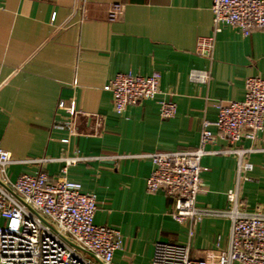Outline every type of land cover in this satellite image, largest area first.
Returning <instances> with one entry per match:
<instances>
[{
	"label": "crops",
	"instance_id": "1",
	"mask_svg": "<svg viewBox=\"0 0 264 264\" xmlns=\"http://www.w3.org/2000/svg\"><path fill=\"white\" fill-rule=\"evenodd\" d=\"M112 3L123 12L110 22ZM212 34L211 0H3L0 9V148L15 162L6 167L11 178L39 170L51 177L79 181L94 193L98 207L94 223L118 228L123 237L114 264H150L158 241L186 243L187 224L172 217L174 199L162 190H146L152 151L194 149L202 122L215 134L203 158L199 206L225 208L226 192L235 182L237 158L224 150L229 143L213 125L216 103L240 100L244 80L264 78V30L244 36L223 25L215 34L211 58L196 53V41ZM191 69L207 70L209 81L189 79ZM149 75L159 72L160 92L154 99L113 109L104 86L119 72ZM160 99L176 103L171 118L159 114ZM72 106L77 135L68 143L55 125ZM96 115L100 117L97 122ZM264 148L242 139L236 147ZM81 157L67 166L65 158ZM37 159L40 162H30ZM250 180L242 185L246 209L264 207V151L248 155ZM230 221L208 217L194 226L190 256L216 261L227 249Z\"/></svg>",
	"mask_w": 264,
	"mask_h": 264
},
{
	"label": "built area",
	"instance_id": "2",
	"mask_svg": "<svg viewBox=\"0 0 264 264\" xmlns=\"http://www.w3.org/2000/svg\"><path fill=\"white\" fill-rule=\"evenodd\" d=\"M122 12V3H112L108 21H115ZM211 12L212 34L196 41V53L200 56L211 58L215 34L223 25L234 27L244 36L256 29L264 30V0H211ZM188 76L201 84L210 78L209 72L202 69H191ZM159 82L157 71L149 75L119 72L104 89L111 92L113 109L119 114L127 105L154 99L160 92ZM157 103L162 118L175 115L174 101L160 99ZM58 107L68 116L55 127L65 132L61 141L68 143L71 136L79 133L78 118L84 113L62 102ZM216 108L213 125L229 143L224 152L237 158L235 182L226 192L225 208L199 206L196 201L202 190V175L208 171L202 160L213 153L208 149L215 139L209 121L202 122L199 142L192 150L138 154L148 158L152 165L146 190H162L171 196L175 203L172 217L188 226L186 243L156 242L150 264H264V207L246 209L241 195L242 185L250 180L248 173L252 170L248 155L264 148L236 147L242 139L251 144L259 137L264 139V78L247 76L242 99L219 101ZM95 117L100 122V117ZM81 159L65 158L61 171L65 173L67 166ZM12 162L15 160L11 153L0 148V264H114V252L123 244L122 233L118 228L94 223L96 194L83 192L79 181L65 175L53 178L44 170L11 179L6 167ZM208 217L230 221L227 249L216 255L214 263L190 256L194 226Z\"/></svg>",
	"mask_w": 264,
	"mask_h": 264
}]
</instances>
